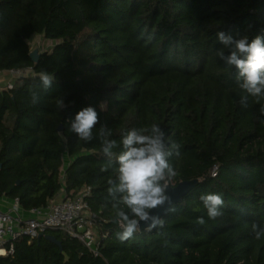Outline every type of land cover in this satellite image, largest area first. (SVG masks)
<instances>
[{"label":"trees","instance_id":"1","mask_svg":"<svg viewBox=\"0 0 264 264\" xmlns=\"http://www.w3.org/2000/svg\"><path fill=\"white\" fill-rule=\"evenodd\" d=\"M221 31L249 41L264 33V0H0V72L30 70L0 89V196L28 211L88 187L99 242L94 256L50 230L61 249L23 237L0 264H264V236L252 232L253 223L264 227V99L240 105L235 69L217 54H228ZM34 36L52 43L37 63ZM41 72L55 78L46 91ZM87 106L99 115L90 142L66 122ZM153 123L181 145L170 186L198 183L163 228L121 242L108 195L118 165L103 155L99 128L119 142ZM208 193L224 199L215 220L200 200Z\"/></svg>","mask_w":264,"mask_h":264},{"label":"clouds","instance_id":"2","mask_svg":"<svg viewBox=\"0 0 264 264\" xmlns=\"http://www.w3.org/2000/svg\"><path fill=\"white\" fill-rule=\"evenodd\" d=\"M217 39L228 50L227 55L224 49L219 50L218 56L227 68L235 69V79L241 90L240 105L247 107L249 97L259 103L264 99V33L249 41L246 35L236 38L221 31L217 33ZM39 79L45 91L55 80L47 72H41ZM31 96L33 104L39 102L38 92L32 91ZM60 107H65L63 99ZM259 113L264 117V105ZM66 122L80 140L90 142L94 139L93 129L99 123V115L93 106H87ZM98 136L103 155L109 161L115 156L118 165L116 179L109 180L108 188L114 210L113 222L121 229L116 233L117 238L121 242L132 239L141 232L142 225L144 232L163 228L164 217L175 211L168 189L178 173L170 161L181 155V145L172 141L156 123L123 131L119 142L111 138L112 131L105 125L99 128ZM118 147L122 150L117 155L113 150ZM200 200L209 219L215 220L223 215L224 199L220 194H203ZM197 223L203 225L204 218H198ZM252 232L259 240L264 236V227L253 223Z\"/></svg>","mask_w":264,"mask_h":264},{"label":"built area","instance_id":"3","mask_svg":"<svg viewBox=\"0 0 264 264\" xmlns=\"http://www.w3.org/2000/svg\"><path fill=\"white\" fill-rule=\"evenodd\" d=\"M9 73L16 78L26 77L30 70L0 72ZM12 88V81L2 86V90ZM215 173H212L214 176ZM90 189L84 187L80 191L66 193L62 191L59 201L50 203L46 207H35L28 210L29 218L23 220L15 215L19 202L14 199V207L8 212L0 211V257L10 256L14 252V241L26 237L37 239L47 231H58L68 238L83 244L94 256H97L99 245L94 230V217L89 211L86 198Z\"/></svg>","mask_w":264,"mask_h":264},{"label":"water","instance_id":"4","mask_svg":"<svg viewBox=\"0 0 264 264\" xmlns=\"http://www.w3.org/2000/svg\"><path fill=\"white\" fill-rule=\"evenodd\" d=\"M29 57L31 59V61L33 63H37L38 58H39V54L36 50H32L29 54ZM60 127L58 129V131H60ZM197 181H186V182H181L179 183L177 186L175 187H169L168 189V193L169 195L172 197L174 204L180 203L182 201V199L184 198V196L186 195V193L194 186L197 185ZM141 228L143 229V225L141 226ZM40 238H44L45 240L55 244L56 246H58L61 249V244L59 241H57L53 236L51 235H39L37 239Z\"/></svg>","mask_w":264,"mask_h":264},{"label":"crops","instance_id":"5","mask_svg":"<svg viewBox=\"0 0 264 264\" xmlns=\"http://www.w3.org/2000/svg\"><path fill=\"white\" fill-rule=\"evenodd\" d=\"M37 37H42V36H37ZM43 41H44V43L46 42L47 46H49L50 44H52L49 41H46L44 39H43ZM48 43H50V44H48ZM37 48L38 47H35L34 44H33V46L32 45L30 46V50L31 51L34 50V49H37ZM38 52L40 53L41 51L38 49ZM15 79H17V78L14 77V76H11L9 73H3L2 76L0 77V89L6 83L11 82V81L13 82V81H15ZM61 198H62V192H60L53 200H51L49 202V204L52 203V202H55V201H59V200H61ZM13 207H14V199H12L10 197H7V196H0V211H2V212H8ZM14 214L15 215H18V217H20L23 220L29 218V216H30L29 212L23 210L20 205H18V208L16 210V213H14Z\"/></svg>","mask_w":264,"mask_h":264},{"label":"rangeland","instance_id":"6","mask_svg":"<svg viewBox=\"0 0 264 264\" xmlns=\"http://www.w3.org/2000/svg\"><path fill=\"white\" fill-rule=\"evenodd\" d=\"M29 43H30V46L31 45L33 46V44H34L35 47H38L37 49H34L37 52H38V49L41 51L40 53L38 52V54H41L42 52H45V51H49L50 48L52 47V44L48 43L50 45L47 46L46 42L44 43L43 38L42 37H37V36H34L33 38H31Z\"/></svg>","mask_w":264,"mask_h":264}]
</instances>
